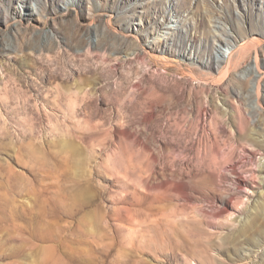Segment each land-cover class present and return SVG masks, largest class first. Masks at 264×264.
I'll return each mask as SVG.
<instances>
[{
    "label": "rangeland",
    "instance_id": "1",
    "mask_svg": "<svg viewBox=\"0 0 264 264\" xmlns=\"http://www.w3.org/2000/svg\"><path fill=\"white\" fill-rule=\"evenodd\" d=\"M262 167L264 0H0V264H264Z\"/></svg>",
    "mask_w": 264,
    "mask_h": 264
},
{
    "label": "bare ground",
    "instance_id": "2",
    "mask_svg": "<svg viewBox=\"0 0 264 264\" xmlns=\"http://www.w3.org/2000/svg\"><path fill=\"white\" fill-rule=\"evenodd\" d=\"M235 46V45H234ZM234 49V48H233ZM232 50V49H231ZM236 51V50H235ZM233 51H230V53H232ZM228 57H230V54L228 55ZM230 62V61H229ZM229 64V63H228ZM228 66V65H227ZM262 172L261 173H264V167H262ZM238 186L239 187H242V186H246L247 189H248V185H247V180L244 179V178H240L239 181H238Z\"/></svg>",
    "mask_w": 264,
    "mask_h": 264
}]
</instances>
